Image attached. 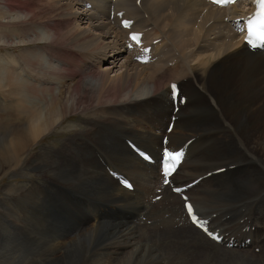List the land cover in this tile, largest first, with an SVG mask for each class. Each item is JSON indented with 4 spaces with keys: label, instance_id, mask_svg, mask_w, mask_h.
<instances>
[{
    "label": "bare ground",
    "instance_id": "6f19581e",
    "mask_svg": "<svg viewBox=\"0 0 264 264\" xmlns=\"http://www.w3.org/2000/svg\"><path fill=\"white\" fill-rule=\"evenodd\" d=\"M86 2L91 4L88 9ZM109 3L1 0L0 37L5 45L0 51L14 45L20 53L14 55L13 48V54L0 53V176L18 174L26 180L18 185L9 181L2 188L0 205L10 208L4 225L9 231L0 237V264H215L221 252L226 256L221 255L220 264H264V247L258 253L226 250L190 226L164 218L169 208L180 207L167 190L158 202L161 209L145 212L146 219L156 212L162 222L154 230L133 224L138 217L131 216L147 209L149 200L143 199L152 194L148 189L159 177L153 165L138 161L123 142L128 137L139 147L149 145L141 148L158 158L164 130L158 134V128L145 130L142 125H166L168 82L179 81L192 109L179 118L171 138L199 137L189 145L174 181L186 182L212 166L239 163L204 178L201 190L190 195L213 227L238 240L251 237L249 247H258L260 217L249 218V195L257 212L264 204V58L247 50L223 20L243 6L217 8L205 0H140L136 6L134 0H116V9L135 18L133 28L152 26L145 38L161 39L154 48L157 59L138 66L125 52V31L106 20ZM236 75L242 77L241 94L230 86ZM61 126L69 131L63 141L42 144L24 158ZM85 143L97 148L98 161ZM103 163L126 175L132 185L136 181V191L120 187ZM27 171L39 180L32 182ZM213 196L232 200L214 202ZM246 224L252 229L239 236ZM25 227L30 234L23 237Z\"/></svg>",
    "mask_w": 264,
    "mask_h": 264
},
{
    "label": "rangeland",
    "instance_id": "374dc122",
    "mask_svg": "<svg viewBox=\"0 0 264 264\" xmlns=\"http://www.w3.org/2000/svg\"><path fill=\"white\" fill-rule=\"evenodd\" d=\"M0 4H1V0H0ZM80 7V6H79ZM81 8V7H80ZM83 10V9H82ZM11 20H13V18H11ZM37 31L39 32V34H41V33H43V30L39 27L38 29H37ZM41 36L43 37V34H41ZM45 36V35H44ZM0 47H2V45H5L4 44V42L2 41L3 40V37L1 38L0 37ZM16 40V39H15ZM40 45H42L41 43H40ZM7 48V47H6ZM11 48H13L14 49V51H12L13 49H11ZM14 53V55H19V53H20V51L18 50V48H15L14 47V45H12L11 47H9V49H8V51L6 52L4 49L2 50L1 49V51H0V53L1 54H9V52H10V54H13L12 52ZM22 51V50H21ZM107 61L108 60H103L102 62H101V64H100V66L101 67H103V66H105L106 65V63H107ZM240 75H236L233 79H232V81L230 82V86L232 87V89H234V90H236V91H238L237 93H239V94H241V91H240V86H241V84L239 83L240 81L239 80H241L242 79V77H239ZM135 108V111L138 113V114H140V112H141V110H140V112H138V108L137 107H134ZM252 109V111L254 110V107H252L251 108ZM263 114H264V112H263ZM74 117H75V119H77V118H79L80 117V115H73V119H74ZM151 126V127H153V128H157V126L154 124V123H151V122H149V124H145V125H142V128L143 129H145V130H148L147 128V126ZM150 130V129H149ZM68 131V129H67V127H64V126H61V128L60 127H58L57 128V130L55 129V131H53L51 134H48V135H46L43 139H41V141H39L36 145H35V148L34 149H32V150H30L28 153H26L25 154V156H24V158L25 159H29L30 158V156L34 153V152H36L38 149H39V147L43 144V145H47V144H59L60 143V141H63L64 139H65V137L67 136V134L69 133V131ZM128 138V137H127ZM85 146L89 149V150H91V153H92V157L95 159V161H98L97 160V158L95 157V154H94V150L93 149H97L95 146H93V145H91V144H89V143H85ZM141 147H143V148H145V149H147L148 148V146L149 145H147V146H143V145H140ZM131 151V150H130ZM132 152V151H131ZM133 153V152H132ZM134 155V154H133ZM135 156V155H134ZM250 157V155L247 153V160L249 161V159L251 158H249ZM135 158L136 159H138L136 156H135ZM138 161H140L139 159H138ZM141 162V161H140ZM155 166H154V171H155V174H156V170H155ZM105 171V170H104ZM15 172H18L17 170L15 171ZM10 174L11 173H9V174H5V175H1L0 176V198H2L3 197V186H4V184H6V183H8L9 181L10 182H14L15 184H19L20 182H23V181H25L26 179L25 178H23V177H20L18 174H16V175H14V176H10ZM26 174H27V177L29 176L30 178H31V181L32 182H36V181H38L39 179H36L37 178V175H36V173L35 172H33V171H27L26 172ZM30 181V180H29ZM62 181V180H61ZM178 181H180L181 182V179L179 180V178H178ZM133 182V185H134V189L132 190V192L131 193H134L135 191H136V189L138 188V186H137V182L136 181H132ZM29 185H30V187H32V184L29 182ZM58 186V185H57ZM154 187V186H153ZM151 189H153L152 187L150 188V189H148V190H151ZM128 192H130V191H128ZM249 194V193H248ZM253 194H251V195H249L250 196V198H251V201H250V210L251 211H249V218H252V217H254V216H259L260 217V223H256L257 225H260V227H259V230L261 231H259V230H257V234H258V236H260L261 237V240L258 242L259 244H258V247H264L262 244V242H264V219H263V217H264V211H262V209L264 208V204L263 205H261L260 206V208H259V210L256 212L255 210H254V208L251 206L252 205V196ZM150 197H152V195H148V197H144V201L146 200V198H147V200L146 201H148L149 200V198ZM163 198V197H162ZM161 198V199H162ZM161 199L159 200V201H157L154 205H158V202H160L161 201ZM213 199H217L218 201H220L219 199H221V202H222V200H223V202H227V201H231L232 199L231 198H228V197H223V196H220V197H216V196H213V198H212V200ZM225 199V200H224ZM217 200H213L214 202H216ZM5 201L6 202H8L7 201V199H5ZM17 201V200H16ZM146 201H145V203H146ZM144 203V204H145ZM63 205V204H62ZM152 205V206H151ZM153 204H149V206H147L146 208L147 209H145V211H144V213H141V216H147V213H145V212H148L149 210H151L152 208H157L156 206L155 207H153L154 206ZM8 207V209L7 210H3L2 208H3V206H1L0 205V237H1V235L3 234L4 235V232H7V231H9L8 229H9V227L8 226H4L5 224L6 225H8L7 224V222H6V219H7V217L9 216V206H7ZM247 205L245 206V208L244 207H241L240 209L243 211V210H246L247 211ZM243 208V209H242ZM57 209V208H56ZM59 210H62V211H64L61 207L59 208ZM253 211V212H252ZM256 212V214H254ZM263 213V214H262ZM7 214V215H6ZM63 215H65L66 217V219L67 220H69L70 218H71V214H64V213H62ZM6 215V216H5ZM105 215H107V216H109L110 214L108 213V212H105ZM117 216H118V214H116ZM221 215H222V213H221ZM132 216H134V215H132ZM131 216V217H132ZM70 217V218H69ZM148 217H149V219H151V223L150 224H148V225H146V226H148V227H150L151 228V230H154L153 229V226L155 225V224H157V223H161L162 222V219H161V216H159V215H157L156 214V212H153V215H148ZM159 217V218H158ZM245 217H247V215L245 216ZM9 218V217H8ZM119 218V216L117 217V219ZM3 219H5V220H3ZM140 218H136V219H134L133 221H135V220H139ZM145 219H146V217H145ZM156 219V220H155ZM95 219H93V221H94ZM4 221V222H3ZM97 221H98V219H97ZM133 221H132V223H133ZM156 221V222H155ZM92 222V221H91ZM90 222V223H91ZM262 222V223H261ZM134 224V223H133ZM262 225V226H261ZM140 226H145V225H140ZM6 227H8V228H6ZM4 230V231H3ZM26 230V231H25ZM22 232H23V237H25V234H24V232H26V233H28V234H30V231H29V228L28 227H25V228H23V230H22ZM2 233V234H1ZM256 234V235H257ZM19 236V234H17L16 235V237H18ZM263 236V237H262ZM186 237H188V235L187 234H185V238ZM185 238H184V240H185ZM261 244V245H260ZM158 248H159V246H158ZM221 255H222V257H224V256H226V254L225 253H220V258L218 259V261L219 262H216L215 261V264H220V262H221ZM160 264H166L164 261H162ZM221 264H223V263H221Z\"/></svg>",
    "mask_w": 264,
    "mask_h": 264
},
{
    "label": "snow or ice",
    "instance_id": "6c2138e0",
    "mask_svg": "<svg viewBox=\"0 0 264 264\" xmlns=\"http://www.w3.org/2000/svg\"><path fill=\"white\" fill-rule=\"evenodd\" d=\"M139 2V0H138ZM214 3L217 4H226V3H231L234 2V0H213ZM256 3L259 5V11L255 14L254 18H249L247 21L248 24V37L247 42L253 46L256 47L255 44L252 43V40L250 37L256 36L260 40H264V0H256ZM130 22L129 21H124V26L129 27ZM133 41L136 43H139V34L137 33H132L130 37ZM131 47V45H130ZM144 51H148L145 49ZM175 85L172 86L173 89H175ZM171 131V128L169 129ZM183 156V151H177V152H171L168 149H165L163 152V159L168 160V161H174L176 164L180 162L181 157ZM175 170V165L174 164H165L163 166V173L165 175L164 183L168 184L169 180L167 179V176L170 175L173 171ZM131 187V185H129ZM175 191H181L180 189H175ZM159 199V197H157ZM187 200V197L185 198ZM185 207L189 213L190 218L192 219L193 223L198 222V217L193 214V207L191 204H185ZM200 226L204 227V222L200 221ZM204 231L212 237L213 239H218L219 237L215 236L214 233L209 232L207 228H204Z\"/></svg>",
    "mask_w": 264,
    "mask_h": 264
}]
</instances>
